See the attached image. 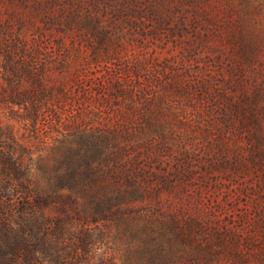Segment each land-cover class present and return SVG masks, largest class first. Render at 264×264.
<instances>
[{
    "label": "rangeland",
    "instance_id": "374dc122",
    "mask_svg": "<svg viewBox=\"0 0 264 264\" xmlns=\"http://www.w3.org/2000/svg\"><path fill=\"white\" fill-rule=\"evenodd\" d=\"M1 29L7 46L16 40L37 50L47 86L75 74L83 86L67 82L72 102L56 122L46 113L33 121L30 102L10 99L15 80H0V264H71L73 228L98 217L102 161L122 146L151 174L149 190H157L164 212L206 219L216 202L229 208L233 201L221 222L253 217L237 194L244 186L259 190L264 0H0ZM107 74L131 96L114 98ZM19 84L26 94L29 81ZM78 98L90 113L71 107ZM121 125L130 136L109 135ZM89 250L91 264L104 255L136 264L128 234L114 227Z\"/></svg>",
    "mask_w": 264,
    "mask_h": 264
},
{
    "label": "trees",
    "instance_id": "16d2710c",
    "mask_svg": "<svg viewBox=\"0 0 264 264\" xmlns=\"http://www.w3.org/2000/svg\"><path fill=\"white\" fill-rule=\"evenodd\" d=\"M6 31L1 29L0 32V80L4 78L15 80L11 91L14 96L10 99L17 101L19 105L25 104L26 101L30 102V108L25 109L30 120L35 121L41 114L46 113L50 120L56 122L65 103L72 102L66 90L67 82L83 86L81 77L78 74L73 77L67 75L61 78L64 80L47 86L43 74L46 68L37 66L34 61L36 59L34 54H40L37 50L24 49L26 47L24 42L17 43L15 40L9 44L10 46H7L5 41L1 42L3 37L8 36ZM61 47L60 42L55 43V50L58 51ZM60 61V68L67 72L68 62ZM140 70L134 68L132 71L138 74ZM115 76L107 74L105 79L112 87L113 97H130V90H127ZM24 79L29 81L26 94L21 91L19 84ZM3 97L0 86V100ZM75 101L76 106L71 107H74L77 113L84 111L82 107H85L86 113H90L89 106H83L86 100L80 101L78 98ZM39 102L43 103L42 106ZM104 102L107 100L104 99ZM112 107L108 106L106 117H110ZM259 119V190L244 186L237 194V197H242L244 205L251 204L253 217L250 220L245 213L238 215L237 218L233 216L234 214L225 215L226 220L223 222L218 219V216L226 211L230 213L234 211L236 204L233 201L226 204L229 208L216 202L215 211L206 219L200 218L198 214L184 218L164 212L157 198V190L154 194L149 190L148 179L151 174L140 168L137 158H126V147L122 146L117 150L116 158L108 159L106 155L102 161L99 178L104 186L98 204V217L86 220L78 229L73 228L76 230L77 244L73 245L71 251V264H91L87 256L93 238L105 239L113 227L121 234H128L134 248L132 254L135 256L136 264H264V109ZM1 128L0 125V136ZM156 130L160 132V127ZM108 133L111 136L131 135L128 128L123 125ZM16 162L19 161L13 157L11 163L13 174L19 166ZM215 170L207 172L210 182L213 183L211 195L220 189L216 184V176L212 174ZM186 179H192V174L186 175ZM17 183L20 182L16 180L15 184ZM165 183L167 182L163 181L158 190H161ZM122 184L128 186L130 191L127 192ZM129 197L132 198L127 200ZM62 214L64 221H71L70 213L66 209L63 208ZM93 224L95 226H91ZM100 264H114L113 258L104 255L100 259Z\"/></svg>",
    "mask_w": 264,
    "mask_h": 264
}]
</instances>
